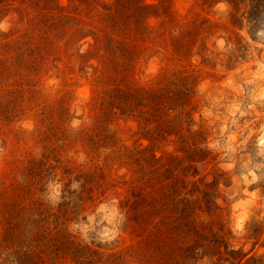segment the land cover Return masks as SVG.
Wrapping results in <instances>:
<instances>
[{
  "label": "rangeland",
  "instance_id": "374dc122",
  "mask_svg": "<svg viewBox=\"0 0 264 264\" xmlns=\"http://www.w3.org/2000/svg\"><path fill=\"white\" fill-rule=\"evenodd\" d=\"M0 264H264V0H0Z\"/></svg>",
  "mask_w": 264,
  "mask_h": 264
},
{
  "label": "clouds",
  "instance_id": "9594fccd",
  "mask_svg": "<svg viewBox=\"0 0 264 264\" xmlns=\"http://www.w3.org/2000/svg\"><path fill=\"white\" fill-rule=\"evenodd\" d=\"M115 235V233H113V236Z\"/></svg>",
  "mask_w": 264,
  "mask_h": 264
}]
</instances>
